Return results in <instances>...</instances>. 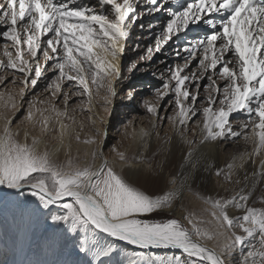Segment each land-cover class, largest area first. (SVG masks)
I'll list each match as a JSON object with an SVG mask.
<instances>
[{"label": "snow or ice", "instance_id": "snow-or-ice-1", "mask_svg": "<svg viewBox=\"0 0 264 264\" xmlns=\"http://www.w3.org/2000/svg\"><path fill=\"white\" fill-rule=\"evenodd\" d=\"M161 12L162 24L144 22ZM133 25L160 29L140 60L150 61L168 46L183 63L166 65L155 99L144 101L151 127L137 131L132 121L125 126L124 135L138 141L137 150L129 155L113 145L106 153L107 131L97 126L106 121L93 119V109L99 101L107 112L117 95L120 58ZM193 27L203 35L189 41ZM0 39V72H5L0 84L7 69L23 73L17 77L23 100L26 90L51 72L45 91L63 105L48 99L40 101L47 106L37 107L33 97L13 126L21 105L16 95L0 92V188L31 189L54 223L79 234V252L91 257L88 264H264V191L259 207L251 203L264 186V0H147L144 8L138 0H0ZM136 70L135 63L128 68ZM127 87L128 99H134ZM169 109L172 114L166 115ZM77 110L92 114L87 124L77 119ZM165 122L173 135L165 133L162 145L152 149L150 140L161 139ZM174 137L186 146L178 171H171ZM241 137L252 150L233 156L223 168L202 151L208 146L219 151ZM249 161L251 173L245 168ZM201 168L222 179L221 187L231 194L194 193L208 206L206 216L186 208L182 217L175 216L177 206L184 208V193L202 178ZM169 213L165 220L154 219ZM118 242L184 255L128 254Z\"/></svg>", "mask_w": 264, "mask_h": 264}, {"label": "rangeland", "instance_id": "rangeland-1", "mask_svg": "<svg viewBox=\"0 0 264 264\" xmlns=\"http://www.w3.org/2000/svg\"><path fill=\"white\" fill-rule=\"evenodd\" d=\"M93 4L95 3V0L91 1ZM140 5V8H144V5L146 4L145 1L138 2ZM146 10V9H145ZM166 16L164 12L158 13V14H153L150 17H147L145 19V23H147L148 20H152L154 23L157 24H162L163 21L165 20ZM195 28V27H194ZM195 32H190L187 35V39L189 41L199 38V35H203V32L200 28L194 29ZM160 31L159 27L154 29L153 31H149L148 29H141L140 27L136 28L135 30L132 31L130 34V39L131 41L128 43V47L125 51L126 55L123 57L121 61V69L123 71V78L122 80L117 82V95L112 98V103L109 106L110 112L109 116L106 115L108 111H105L104 106L102 103L99 101L95 104L93 111L97 114V116H92L91 113H80L79 110H77V119L78 120H84L85 123L87 124L89 116H92L93 119H98L99 117L106 118V123L103 124L102 126L104 130L107 131V138H106V147H105V152H108V148H110L113 145L118 146L121 150L127 149L128 152L133 149V144L129 138H127L124 133H125V126L128 124L129 121L133 122V127L136 128L138 131L141 128L148 129L151 127L150 121L152 119L151 115L147 112L145 106H144V101L149 100L152 101L155 99L154 93L157 88L161 86V73H165V78H166V65H172L175 63H183V61L177 57L172 50V47H165V50L162 52L156 53L152 60L150 61H143L140 60L139 57L146 55L147 54V48L154 46L155 39L158 38V32ZM184 37L182 34L181 37V42L183 41ZM4 41L0 39V56H2V47H3ZM171 43V42H170ZM187 55V53H181V56ZM137 64L138 70L134 71V73H129L128 68L132 64ZM7 76L5 78V81L3 84H0V92L3 93H11L16 95V99L19 98V90L24 87L23 83L21 82L20 79H17V77H22L24 74L16 72L13 69H7ZM5 72H0V76H4ZM47 77H53V73L47 72L44 77H42L38 83L37 86L34 88H29L26 90V95L24 96L23 100L18 99L19 104L21 107L19 108V112L15 115V118L13 120V125H16L20 119L23 118V116L27 112V107H28V101H31L33 97L36 98V103L37 107H45L47 106L46 104H41L40 101H47L48 99H53L54 102L61 108H63L62 103L60 100L52 98L50 96V92L45 91V85L49 82ZM54 78V77H53ZM31 77H29V80ZM16 80V83L13 84L12 81ZM119 84V86H118ZM131 86L132 89L134 90L135 96L134 99H128L127 97V92L129 88L127 86ZM74 101L70 102L72 104ZM108 107V108H109ZM3 109L0 108V111ZM164 114V113H162ZM171 109H169L168 113L166 115H171ZM234 123V126L238 127L235 121H232ZM98 127L102 129L101 124H97ZM86 132L91 131V127H88L85 129ZM131 131V129H129ZM171 128L170 125H168L167 122H165L162 127H161V140L164 137L165 133L170 135ZM83 135V134H82ZM242 138V137H241ZM236 139L235 142H231L230 140L228 141L225 152L227 155L233 154V156H236L240 154L241 152H244V147L247 145L245 144L243 138L241 139ZM241 139V140H240ZM163 141V140H162ZM207 154V150L204 149L202 150ZM132 152V151H131ZM131 152H129V155H131ZM109 158L111 159V154H109ZM61 160H63L62 157H60ZM137 183H140L139 180H134ZM153 191H158V189H152ZM259 190V191H258ZM256 192V198L251 202L254 203L256 206L259 205V195L261 191H264V186L259 187ZM27 191V190H26ZM28 192V191H27ZM161 194V193H160ZM28 193L23 192L22 195L19 196L20 199L26 198ZM202 202V201H201ZM179 203V202H178ZM203 202L201 203L200 206H196L195 209H191L190 207H186L187 210L189 211H194L198 215H203L206 216V213L203 212V209L207 207V205L204 204L202 205ZM201 207V208H200ZM18 211L17 208H14L13 212L16 213ZM181 214L184 215V213L180 212ZM177 216V217H182L183 215ZM172 214L168 215H160V216H155L154 219L156 220H165ZM176 216V214H175ZM65 236H66V242L64 243L65 248H71L73 247V250H70L71 252L75 253V259L72 264H79V259L81 256V252H79V245L74 242L72 243L70 239L74 237H78V233H73L70 232L67 228L65 227ZM40 233L37 232L38 236H41L42 238L45 237L46 233L44 231V224L41 223L40 227ZM215 241L209 242V245L214 246ZM71 246V247H70ZM247 248V246H245ZM36 249L39 250V245L36 246ZM33 251V256L37 258V254L39 251L37 250ZM247 250V249H246ZM79 254V255H78ZM39 255V254H38ZM124 259L126 257H123ZM76 261V262H75ZM31 264H37L34 262H31Z\"/></svg>", "mask_w": 264, "mask_h": 264}, {"label": "bare ground", "instance_id": "bare-ground-1", "mask_svg": "<svg viewBox=\"0 0 264 264\" xmlns=\"http://www.w3.org/2000/svg\"><path fill=\"white\" fill-rule=\"evenodd\" d=\"M91 1L92 0H83V2L85 3H92ZM141 1L147 2V0H141ZM138 2H140V0H138ZM136 28H138V26L133 25L132 31L135 30ZM195 28L197 31L198 27ZM195 28L193 27L191 32H195L194 30ZM130 41L131 39L129 37L128 43ZM125 55L126 53H124L121 56L120 63L123 57H125ZM110 109L111 108L109 107L108 113L106 114L108 116ZM18 112L19 111H17L16 114ZM106 118H104L105 121ZM102 125L103 124H101V126ZM150 125H151V121H150ZM103 127L104 126H102V129ZM170 135H173L172 132H170ZM236 139L239 138L230 140V143L235 142ZM162 143L163 141L161 139L157 140L155 135H153V137L150 140V146L152 149H155L157 145H162ZM227 143L228 141L223 143L220 146L219 151L215 150L212 146H208L207 148H205L207 150V154H210L213 162L222 168L225 167L227 163L231 162V158L233 157V154L231 156V155H227L225 152ZM137 145H138V141L134 142L132 146L133 149L129 151V152L132 151L131 154H133L137 150ZM73 147L75 154V148L77 146L74 144ZM79 147L83 149L85 146L80 145ZM171 147L173 148L174 160L176 162L173 165L171 171H178L177 165L180 162L181 150L186 152V146L180 145L178 138L174 137ZM246 150L251 151L252 145L247 144L244 147V152ZM244 152H241L240 154H243ZM60 157L64 159L62 153ZM157 159H160V157H157ZM97 163L99 164L100 161L97 160ZM245 168L249 173H251V171L253 170V165L251 164V161H249L245 165ZM256 168L258 170V164ZM199 175L202 178L192 182L191 184L192 191L191 192L186 191L184 193V199L182 201L184 208H180L179 206L176 207L175 209L176 216H180L181 214L180 212L184 213V209L187 206L190 207L191 209H195L196 206L201 205L202 202L194 195V193H199L202 196H213V197L227 196L231 194L230 192H225L224 187H221V185L224 183L222 179L218 180L214 176H208L207 174L203 173L202 168L200 169ZM131 179L133 181L139 180L137 177H131ZM139 181L140 183L138 184L140 186H143V181L142 180ZM225 187L231 188L232 186L225 185ZM23 192L28 193V195L26 198L20 199L19 196L22 195ZM30 192L31 189H25L22 192L17 193L14 190L0 188V264H31V262L34 263L37 262V264H72L75 259V255H74L75 253L71 252L70 250H73V247L70 246L71 248L69 249L64 247V243L66 242L65 241L66 236L64 233L66 226L54 223L50 218L49 212L43 209L39 205L38 200L35 197H32L30 195ZM66 200L70 202V198H66ZM202 205L204 206V204ZM14 208L18 209L16 213L13 212ZM231 211L237 212V210L235 209H232ZM41 223L44 224V231L46 233L44 238L38 236L37 234V232L40 233L39 227ZM79 238L80 237L78 236L72 239L69 238V240L72 243L76 242L79 245ZM118 243L122 248L125 249V251L128 254H131L133 252L143 251L145 253H151L157 256L184 255L182 253V250H178V249H140L136 246L126 245L124 244V242H118ZM37 245H39V250L36 249ZM208 246L213 247V245H209V244ZM35 249L39 251L38 253L39 255L37 254L38 256L37 258L33 256V251ZM73 251L75 252V250ZM80 254L81 256L79 259V264H88V261L91 260V257H87L84 253H80Z\"/></svg>", "mask_w": 264, "mask_h": 264}]
</instances>
